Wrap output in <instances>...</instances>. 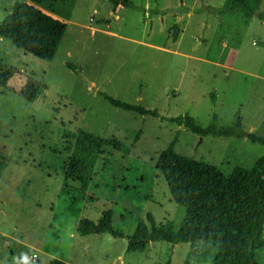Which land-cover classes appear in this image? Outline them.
Returning <instances> with one entry per match:
<instances>
[{
  "label": "rangeland",
  "instance_id": "1",
  "mask_svg": "<svg viewBox=\"0 0 264 264\" xmlns=\"http://www.w3.org/2000/svg\"><path fill=\"white\" fill-rule=\"evenodd\" d=\"M118 1L0 0V21L28 2L65 23L51 59L0 37V65L44 85L33 102L19 95L18 76L0 87V264H212V242H149L128 253L125 237L82 236L76 227L110 210L125 236L147 214L177 231L184 208L154 165L171 141L177 154L226 175L264 154L246 137L201 136L168 120L189 116L205 127L216 116L226 126L239 114L245 131L264 136V19L220 14L224 0H128L117 8ZM256 7L264 12V0ZM104 95L158 115L113 106ZM79 130L126 149L103 146L86 191L64 184L74 139L63 134ZM255 258L264 264V248Z\"/></svg>",
  "mask_w": 264,
  "mask_h": 264
},
{
  "label": "trees",
  "instance_id": "2",
  "mask_svg": "<svg viewBox=\"0 0 264 264\" xmlns=\"http://www.w3.org/2000/svg\"><path fill=\"white\" fill-rule=\"evenodd\" d=\"M39 4L43 0H31ZM64 1V0H49ZM121 4L131 5L128 0ZM257 0H224L217 9L220 14L230 15L234 11L243 12L264 19V12L256 7ZM34 4L18 3L12 13L6 14L0 21V37L10 40L17 47L40 59H51L61 42L65 23L45 13ZM214 10V8H213ZM177 30L173 32L176 38ZM68 67L72 66L67 64ZM18 76L21 80L19 95L33 102L42 87L31 75L24 74L16 67L1 62L0 87L8 88L11 79ZM113 106L127 111H137L141 115L155 111L129 104L104 95ZM212 97L214 95L212 94ZM170 122L184 125L191 132L201 136L211 134L225 137H246L249 141L264 145V136H258L244 130L242 118L235 115L230 125L219 126L216 116L202 127L189 116L168 119ZM63 137L73 138L68 145L70 155L64 168V184H75L86 191L93 179L95 165L103 154V146L118 151H126L123 143L115 138H102L93 133L79 130L76 134L64 132ZM174 141L155 159V168L166 180L172 200L184 208V217L180 228L174 231L170 224L156 225L151 214L146 222L140 220L131 236L112 227L110 210L103 211L97 223L89 219L79 220L76 231L79 235L106 233L112 237H125L126 252L144 250L149 242L167 241L172 244L212 242L217 252L212 264H257L256 251L264 248V154L256 159L251 168L235 166L229 174L218 167L192 160L177 154ZM24 264H37L27 260ZM50 264H68L53 259Z\"/></svg>",
  "mask_w": 264,
  "mask_h": 264
},
{
  "label": "crops",
  "instance_id": "3",
  "mask_svg": "<svg viewBox=\"0 0 264 264\" xmlns=\"http://www.w3.org/2000/svg\"><path fill=\"white\" fill-rule=\"evenodd\" d=\"M117 3V8H119L120 6H122V4L118 1V2H116ZM110 16H112V14H110ZM115 18H118V15H116L115 16ZM108 33L110 34V35H112V36H115L116 34H114V33H112V32H110V31H108ZM173 38V37H172ZM177 39H178V34H176V38L175 39H173V42H175V41H177ZM150 47H157V48H160V47H158V46H155V45H150ZM164 47H162L161 49H163ZM236 166H238V165H236ZM235 167V166H234ZM191 244V243H190ZM176 244H174V246H175ZM128 253H132V252H128ZM189 260V259H188ZM119 264H126V262H124L123 263V260H119ZM112 264H114V261H113V263Z\"/></svg>",
  "mask_w": 264,
  "mask_h": 264
},
{
  "label": "built area",
  "instance_id": "4",
  "mask_svg": "<svg viewBox=\"0 0 264 264\" xmlns=\"http://www.w3.org/2000/svg\"><path fill=\"white\" fill-rule=\"evenodd\" d=\"M89 20H90V21H92V20H93V18H92V17H90V18H89Z\"/></svg>",
  "mask_w": 264,
  "mask_h": 264
}]
</instances>
